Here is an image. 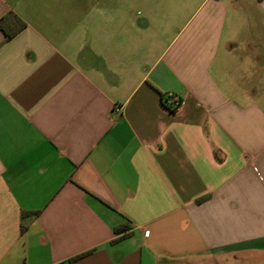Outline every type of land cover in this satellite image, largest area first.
I'll return each instance as SVG.
<instances>
[{"label": "crops", "instance_id": "1", "mask_svg": "<svg viewBox=\"0 0 264 264\" xmlns=\"http://www.w3.org/2000/svg\"><path fill=\"white\" fill-rule=\"evenodd\" d=\"M254 259L264 0H0V264Z\"/></svg>", "mask_w": 264, "mask_h": 264}, {"label": "trees", "instance_id": "2", "mask_svg": "<svg viewBox=\"0 0 264 264\" xmlns=\"http://www.w3.org/2000/svg\"><path fill=\"white\" fill-rule=\"evenodd\" d=\"M23 27H24V24H23V23H20L19 28H18L17 31L21 30ZM14 33H15V32H14ZM14 33H6V37H7V39H10V38L14 35ZM27 215H28V213H26V212H23V213H22V217H23V218H24L25 216H27ZM20 229H21V232H22V231L25 229L24 225L21 224ZM121 229H122V228H121ZM116 232L118 233V232H119V229H117Z\"/></svg>", "mask_w": 264, "mask_h": 264}, {"label": "built area", "instance_id": "3", "mask_svg": "<svg viewBox=\"0 0 264 264\" xmlns=\"http://www.w3.org/2000/svg\"><path fill=\"white\" fill-rule=\"evenodd\" d=\"M179 101L177 99H173L171 100V107L176 110L177 108H179Z\"/></svg>", "mask_w": 264, "mask_h": 264}, {"label": "rangeland", "instance_id": "4", "mask_svg": "<svg viewBox=\"0 0 264 264\" xmlns=\"http://www.w3.org/2000/svg\"><path fill=\"white\" fill-rule=\"evenodd\" d=\"M137 11H139V10H137ZM196 264H204V263H196ZM205 264H219V263L211 261V262H206ZM250 264H258V261L256 259L250 260Z\"/></svg>", "mask_w": 264, "mask_h": 264}]
</instances>
